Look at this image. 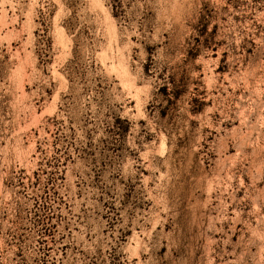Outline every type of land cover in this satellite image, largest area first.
<instances>
[{"label": "rangeland", "instance_id": "obj_1", "mask_svg": "<svg viewBox=\"0 0 264 264\" xmlns=\"http://www.w3.org/2000/svg\"><path fill=\"white\" fill-rule=\"evenodd\" d=\"M0 264H264V0H0Z\"/></svg>", "mask_w": 264, "mask_h": 264}]
</instances>
